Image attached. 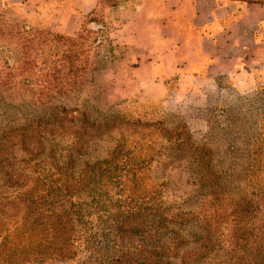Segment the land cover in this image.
<instances>
[{"label": "rangeland", "instance_id": "obj_1", "mask_svg": "<svg viewBox=\"0 0 264 264\" xmlns=\"http://www.w3.org/2000/svg\"><path fill=\"white\" fill-rule=\"evenodd\" d=\"M136 3L93 0L84 15L81 0H23L5 5L0 15L7 23L23 22L76 40L75 62L81 67L76 76H81L82 84L66 100L41 106L0 99V136L27 130L38 121L56 127L61 118L84 115L102 126L103 149L120 140L122 153L150 160L141 170L146 185L162 192L168 205L196 214L202 205L200 175L218 177L215 180L225 188H244L248 164L264 159V76H255L245 89L235 87L233 76H218L191 88L192 82H184V76H160L158 65L152 72L154 37L143 26L144 16H134ZM11 144L5 149L15 158L17 169L13 172L12 160L5 165L18 180L0 181V213L5 217L0 223V264H33L35 246L44 236L35 232V226L30 230L23 225L27 211L21 197L34 201L39 191L33 164L41 150L36 142H27V150L35 152L25 155L19 143ZM44 147L47 151L48 141ZM197 159L201 166H193Z\"/></svg>", "mask_w": 264, "mask_h": 264}, {"label": "trees", "instance_id": "obj_2", "mask_svg": "<svg viewBox=\"0 0 264 264\" xmlns=\"http://www.w3.org/2000/svg\"><path fill=\"white\" fill-rule=\"evenodd\" d=\"M74 42L0 15V99L37 106L66 100L82 84ZM60 122L51 127L38 121L0 136V181L18 180L5 165L12 160L17 169L7 144L19 143L25 155L35 152L27 142L41 150L33 164L39 191L34 201L21 197L23 225L44 236L31 263L264 264V159L248 164L244 188H225L218 177L200 175L202 205L193 214L168 205L162 192L146 185L141 170L150 160L122 153L120 140L103 149L102 126L81 114ZM3 219L0 213L1 224Z\"/></svg>", "mask_w": 264, "mask_h": 264}, {"label": "crops", "instance_id": "obj_3", "mask_svg": "<svg viewBox=\"0 0 264 264\" xmlns=\"http://www.w3.org/2000/svg\"><path fill=\"white\" fill-rule=\"evenodd\" d=\"M135 2L134 16H144L143 26L154 37L152 72L158 65L160 76H184L191 88L233 76L235 87L245 89L255 76H264V0ZM22 3L0 0V11ZM92 6L93 0H81V15Z\"/></svg>", "mask_w": 264, "mask_h": 264}]
</instances>
